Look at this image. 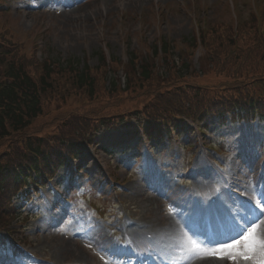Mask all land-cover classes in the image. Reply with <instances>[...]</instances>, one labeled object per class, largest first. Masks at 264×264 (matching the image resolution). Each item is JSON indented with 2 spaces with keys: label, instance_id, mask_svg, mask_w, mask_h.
<instances>
[{
  "label": "rangeland",
  "instance_id": "1",
  "mask_svg": "<svg viewBox=\"0 0 264 264\" xmlns=\"http://www.w3.org/2000/svg\"><path fill=\"white\" fill-rule=\"evenodd\" d=\"M31 1L11 0L7 12L0 16L1 25L13 29L18 34L16 39L25 42L28 50L34 48L35 43H38L42 58L49 55L53 60L62 63L64 59L74 58L80 61V67L84 65L86 56L91 57L90 64L94 66L102 65V55L104 53L102 49L106 50L109 55L119 57L124 61L129 57L128 50H144L146 48L142 43L143 40L146 43L150 42L152 44L162 37L170 41L184 43V41L192 37L198 23H196V20L225 21L231 15V12H228L226 4L230 0H112L113 2L111 3L98 0L96 7L90 5L71 15L69 14L71 11L62 13V10L58 9L40 8L38 6L31 7ZM239 1L241 2L242 12L246 14L249 6L243 2L246 3L247 0ZM39 2L40 0H35L34 4H38ZM157 3L159 5H167V10L160 16H158L160 9ZM203 4H206L205 9L201 8ZM17 34L15 35L17 36ZM107 78L110 82L120 79V83L124 86L125 75L110 74ZM99 92V100L94 104H96L95 107L100 106L102 108L100 109L101 113L116 111L120 104L126 105L128 97L126 94L119 97L118 100L120 102H115L116 98L105 97L104 94H107V92L103 88ZM74 100L75 98H72L67 104H65V101L56 102L58 106L54 105L50 108L52 112L48 109V114L52 116L64 115L73 107L69 108L70 104H74ZM51 103H55L53 98L51 99ZM90 106L92 107V104ZM193 126L195 132H185L182 137L172 140L170 143L176 149L179 148V144L181 143L187 144L183 146L182 153L187 155V158H190L187 159V162L191 161L190 165L192 167L196 165L200 157L205 156V151L202 150L201 146L202 135L197 130L198 125L193 124ZM116 134L118 136L114 137H109L107 133L104 134V137L107 138L105 145H115L117 150L115 158H110L106 152L97 150L96 148H91L87 152V156H83V164L87 166V170L82 171L85 176L84 181L88 183L89 187L94 188L93 186H96L97 189L103 190L102 199H97L100 205H104V200L106 199H118L101 171L104 168L97 163L93 164L92 160L95 153L99 154L104 167L112 174L113 179H118L124 184L126 189L134 186L141 187L140 183L131 181L129 178L130 174H134L137 177L141 174L137 173V175L133 170L140 169L138 166L134 168V155H131L130 151L125 152L127 146L131 148V144L136 143V136L129 134L127 137L125 136V138L120 139L119 132ZM131 136L134 137L131 139ZM167 142L168 140L164 137L162 144H167ZM166 152L162 151L161 155H165ZM191 155L193 157H190ZM90 158L92 160L88 162ZM122 160L125 161V165L122 163ZM201 161L209 164L208 158ZM247 166H256L253 158H244L237 167L244 180H247L244 175V171L247 172V168H249ZM64 172L65 170H62L58 174L52 182L53 185L62 180V173ZM257 172L258 170H255L252 176L255 177ZM70 174L71 171L69 172ZM150 178L152 176H149ZM157 178L167 186L166 180ZM141 188L143 189L141 190L142 194L139 193L138 196L135 193H125L123 191L118 201L122 202L121 206L129 214L134 213L136 218L148 223V221L155 219L154 215L159 217L164 213V205L161 199L157 198L158 191H153L154 188ZM163 188L168 191L167 188ZM155 194L157 195L154 196ZM37 223L38 220L36 219L27 223L28 229L25 230V234L31 236V241L26 239L25 236H18L16 240L20 241L23 239V241L29 242V247L37 251L45 259H48L49 263L97 262V256L91 252L85 241L67 239L62 233L52 229L48 232H38L34 229ZM64 240L70 241L74 245L77 243L75 246L72 244L73 248L65 254H63L62 248ZM219 263L224 264V262ZM200 264L208 263L203 262ZM229 264H233V262L230 261Z\"/></svg>",
  "mask_w": 264,
  "mask_h": 264
},
{
  "label": "trees",
  "instance_id": "2",
  "mask_svg": "<svg viewBox=\"0 0 264 264\" xmlns=\"http://www.w3.org/2000/svg\"><path fill=\"white\" fill-rule=\"evenodd\" d=\"M2 27L5 26L1 25L0 21V28ZM251 29L250 33H246L245 30L242 32L239 40L241 53L236 59H232L231 54H235L234 46L231 43L234 41L230 37H224V34H221L213 42L208 43V49L201 62L205 76L211 72L215 75L220 74L219 76L222 78H225L224 75L236 77L240 68L247 62L249 52H253L256 46H260L261 50L264 51V39H258L256 30ZM187 42L191 47L197 44L196 40L192 38ZM261 50L254 49L256 52H261ZM1 58V67L7 66L4 71L0 68V150L3 149L0 155L1 159L7 157L6 153L10 149L9 144L18 147L20 137L26 134L30 125L44 118V113L52 105V98L59 102L75 98V106L86 111L84 116H88L89 112L93 113L91 119L101 115L93 101L98 85L95 76L89 73L87 66L78 71L79 68L76 69L75 67L77 62L72 60L68 61V67L51 68L46 62L42 67L40 77H37L33 75L32 69L27 66V64L32 66V62H26L22 57L21 59L16 52L5 49ZM142 68L144 78L141 79L136 69H132L128 76V85L133 91L141 88L144 92L154 95L158 84L149 79L151 63H146V66ZM234 71L232 76L227 75L228 72ZM86 84L88 87L85 88ZM155 87L156 89H154ZM86 94L91 96L92 107L89 105L90 102L88 104L87 100L83 99ZM82 102H85V107H81ZM88 121L70 124L72 126L70 133L74 129L83 128L84 124H88ZM39 140L41 141L40 138ZM36 152L45 162H48L51 151L46 153L45 150H37Z\"/></svg>",
  "mask_w": 264,
  "mask_h": 264
},
{
  "label": "snow or ice",
  "instance_id": "3",
  "mask_svg": "<svg viewBox=\"0 0 264 264\" xmlns=\"http://www.w3.org/2000/svg\"><path fill=\"white\" fill-rule=\"evenodd\" d=\"M184 227L178 226V232L186 244L181 241L179 246L186 247L189 252L187 264L201 253L207 254L204 258L228 260L233 264H264V226L256 220L236 224L210 236L199 233L188 236Z\"/></svg>",
  "mask_w": 264,
  "mask_h": 264
},
{
  "label": "bare ground",
  "instance_id": "4",
  "mask_svg": "<svg viewBox=\"0 0 264 264\" xmlns=\"http://www.w3.org/2000/svg\"><path fill=\"white\" fill-rule=\"evenodd\" d=\"M108 2H113L112 0H107ZM131 1H134V0H131ZM98 3V0H94V1H88V2H86L85 4H83V5H81V6H79L78 7V9H76V10H73V11H71V12H69V14L71 15V14H73V13H77L79 10H82L83 8H87V7H89L90 5H92V7H96V4ZM105 4V3H104ZM87 12V11H86ZM262 224V226H264V221L263 222H261ZM73 243H71L70 241H67V240H64L63 241V245H62V248H63V254H65V253H68V250H70L71 248H73V245H72ZM76 245V244H75ZM74 245V246H75ZM84 253H86L85 251H83ZM214 261L216 262V263H214ZM224 262V264H229L230 263V261H228V260H224V261H220V260H214V259H211L210 261H208V262H210L209 264H221V263H219V262Z\"/></svg>",
  "mask_w": 264,
  "mask_h": 264
}]
</instances>
